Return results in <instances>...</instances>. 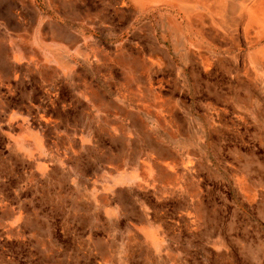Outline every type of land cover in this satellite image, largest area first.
<instances>
[{
    "label": "rangeland",
    "instance_id": "374dc122",
    "mask_svg": "<svg viewBox=\"0 0 264 264\" xmlns=\"http://www.w3.org/2000/svg\"><path fill=\"white\" fill-rule=\"evenodd\" d=\"M155 8L0 0V264H264V38Z\"/></svg>",
    "mask_w": 264,
    "mask_h": 264
},
{
    "label": "crops",
    "instance_id": "0c3cea01",
    "mask_svg": "<svg viewBox=\"0 0 264 264\" xmlns=\"http://www.w3.org/2000/svg\"><path fill=\"white\" fill-rule=\"evenodd\" d=\"M131 1H133L137 7L145 11H149V10L153 11L154 10L153 8L155 7L158 8V5H161V3H165L172 9L179 8L182 11H184L185 15L187 16V22H189L190 24L196 27H199L198 30L201 31L209 30L211 32L223 33V31L220 30V27L227 30V18L242 17L244 15L243 10L244 7H246V4H248L249 1L252 2L255 0H242V3L240 5L235 4L234 1L232 2V4H227V5L225 4L213 5V2L211 0H131ZM178 2L181 3L182 6H180ZM207 17H209V19L211 20L207 19ZM208 20L210 22H208ZM206 21L212 25L208 27ZM176 24L178 23H174V25Z\"/></svg>",
    "mask_w": 264,
    "mask_h": 264
},
{
    "label": "bare ground",
    "instance_id": "6f19581e",
    "mask_svg": "<svg viewBox=\"0 0 264 264\" xmlns=\"http://www.w3.org/2000/svg\"><path fill=\"white\" fill-rule=\"evenodd\" d=\"M243 13L244 15L239 18H227L226 32L215 33L221 37L236 39V34L240 30L239 27L243 26V33L246 37L250 36L252 30L259 28L261 36L264 38V0L249 1L244 7ZM259 53L264 54V48Z\"/></svg>",
    "mask_w": 264,
    "mask_h": 264
}]
</instances>
